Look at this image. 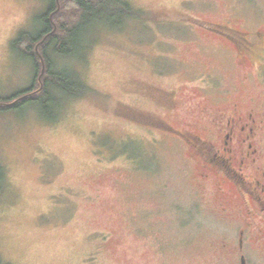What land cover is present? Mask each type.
Returning <instances> with one entry per match:
<instances>
[{
    "label": "rangeland",
    "instance_id": "obj_1",
    "mask_svg": "<svg viewBox=\"0 0 264 264\" xmlns=\"http://www.w3.org/2000/svg\"><path fill=\"white\" fill-rule=\"evenodd\" d=\"M66 1L0 0L1 97L39 83L14 44L46 12L66 21ZM123 1L135 14L88 27L83 61L48 52L84 95L57 94L53 120L36 102L0 111L1 264H236L199 160L157 120L181 131L201 108L236 101L264 115V59L240 64L226 29L254 37L264 0ZM245 253L264 264L263 242Z\"/></svg>",
    "mask_w": 264,
    "mask_h": 264
},
{
    "label": "flooded vegetation",
    "instance_id": "obj_2",
    "mask_svg": "<svg viewBox=\"0 0 264 264\" xmlns=\"http://www.w3.org/2000/svg\"><path fill=\"white\" fill-rule=\"evenodd\" d=\"M241 47L236 49L241 63L250 54L264 59V25L246 38L244 32L227 27ZM228 36L225 31L218 32ZM263 55H257V51ZM217 84V83H216ZM172 93L160 94V100H172ZM220 99L224 97L220 96ZM175 137L183 141L196 155L200 168L198 180L211 185V194L218 197L212 216L223 226L222 247L229 250L236 264H249L246 248L264 244V115L257 108H244L239 102L227 107L207 106L190 121H183L181 131L163 119ZM152 122V121H151ZM210 194V193H209Z\"/></svg>",
    "mask_w": 264,
    "mask_h": 264
},
{
    "label": "trees",
    "instance_id": "obj_3",
    "mask_svg": "<svg viewBox=\"0 0 264 264\" xmlns=\"http://www.w3.org/2000/svg\"><path fill=\"white\" fill-rule=\"evenodd\" d=\"M50 1L53 5L55 0ZM69 7L74 9L66 21H62L61 18L58 23L53 20L52 23L46 12L42 17H38L41 28L35 34L21 33L19 35L14 45L21 56L32 61L35 76L40 73H38V68L39 66L41 68V64L31 47L45 37V40L39 44V52L45 63V70L41 76V89L39 90L40 84L34 81L29 88L18 91L9 98L0 96V111L15 108L17 105L36 102L42 116L52 120L56 118V114L51 115L48 112V104L53 105L56 103L57 94L77 97L84 95L87 88L76 72L55 67L48 52L59 56V58L74 55L83 61L86 47L81 43L88 27L98 23H104L112 27L121 26L126 17L135 14L123 0H67L65 8L68 9ZM51 11L53 12V10ZM78 47L80 48L79 51ZM2 178L3 171L0 166V184Z\"/></svg>",
    "mask_w": 264,
    "mask_h": 264
},
{
    "label": "water",
    "instance_id": "obj_4",
    "mask_svg": "<svg viewBox=\"0 0 264 264\" xmlns=\"http://www.w3.org/2000/svg\"><path fill=\"white\" fill-rule=\"evenodd\" d=\"M45 40V37H43L38 43L37 45L35 46V53L36 55L38 56L39 60H40V64H41V70H40V74H39V77H38V81L40 83V87H39V90L41 89V80H40V77L43 75L44 73V70H45V63H44V59L42 57V55L38 52V45L41 44L43 41Z\"/></svg>",
    "mask_w": 264,
    "mask_h": 264
}]
</instances>
